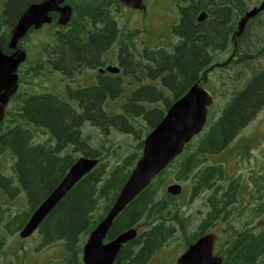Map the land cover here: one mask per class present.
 <instances>
[{
	"label": "trees",
	"instance_id": "1",
	"mask_svg": "<svg viewBox=\"0 0 264 264\" xmlns=\"http://www.w3.org/2000/svg\"><path fill=\"white\" fill-rule=\"evenodd\" d=\"M39 1L0 0L2 51L9 52L10 29L18 16L29 4ZM189 1V7H179L181 20L174 27L177 37L174 44L153 51L144 48L138 52L139 62L121 48L124 74L148 84L137 88L122 103L118 114L106 116L104 113L109 99L103 101V97L112 98L119 91L118 83L112 79L102 81L98 88L71 93V100L36 95L22 87L12 98L6 119L0 124V249L8 236L16 235L32 211L58 184L76 160L77 155L72 154L79 152L87 158L98 159L99 163L57 204L40 224L38 232L42 237L41 248L63 243L65 250L59 262L44 264H82V246L87 236L110 210L138 158L132 155L124 158L123 164L107 169L104 157L108 156L112 144L101 146V149H87L82 127L88 123L105 136L111 128L133 135L139 142L137 150H140L142 131L146 130V134L152 130L170 105L181 98L202 73L208 74L209 65L224 52L230 40L227 31L237 29L238 18L253 0H228L218 4L214 0ZM67 2L72 8L70 23L57 27L54 18V22L44 28H53V31L58 28L61 32L49 34L48 30L46 35H49L40 42L42 50L46 51L47 64L66 72L97 63L101 53L106 52L120 35L108 18L106 0ZM200 12L208 13L209 17L198 23ZM254 23L253 27L251 24ZM255 26L260 23L249 21L237 39L233 68L244 66L259 54L258 48L249 46L252 27L259 29ZM36 33L39 31L31 32V35ZM120 39L122 46L133 47L132 35H120ZM212 85L203 83L215 94ZM219 93L227 99L218 109L217 117H210L203 132L193 138L183 153L114 220L106 240L141 221L144 223L141 226L146 227L134 242L120 250L114 264H141L171 237L175 227L169 223L181 230L186 227V224L183 227L185 219L180 216V207L175 202L178 197L165 191V186L174 181L190 184L188 200L204 192L210 193L201 233L187 238L189 242L204 234L207 225L217 221L224 225L217 249L223 264H264V170H254L249 176V186H246L240 176L229 180L224 164L209 161L228 147L264 105V67L249 70L247 84L241 88L235 84ZM105 111L107 113V109ZM39 131L48 136L42 143L35 142ZM6 160L11 161L14 173L9 180L3 179ZM242 192L245 193L244 201L238 196ZM19 193L24 195L27 208L12 213L10 204ZM237 223L241 229L236 227ZM134 245L139 248L136 254L131 248Z\"/></svg>",
	"mask_w": 264,
	"mask_h": 264
},
{
	"label": "rangeland",
	"instance_id": "2",
	"mask_svg": "<svg viewBox=\"0 0 264 264\" xmlns=\"http://www.w3.org/2000/svg\"><path fill=\"white\" fill-rule=\"evenodd\" d=\"M219 1L220 0H217V3ZM144 6V11L139 10L135 13L129 9L112 8L118 28L121 29V34H133L132 42L137 51L141 50L142 44L146 46L167 47V45L175 43V37L172 34L171 26L176 24L178 14L176 13V5H172V0H148L144 3ZM258 18L259 19H255L256 23H260V26H255L259 28L258 30L253 28L255 23L251 24L253 27L250 32L251 39L249 38V46L252 49L258 48L259 50L260 48L261 50H264V13L258 16ZM46 31L50 34V32L53 31V28H43L39 30V33L32 34L21 43V47L26 51L28 56L27 64L21 67L22 72L25 73L30 71L32 66L42 63V59L45 57L46 53L45 51L43 52L40 42H43L49 35H46ZM229 55V51L219 53L215 57L214 63L216 64L225 61ZM111 58L114 59V57ZM255 67H264V52L244 66H236V68H230L228 71L226 69L214 68L206 74L205 83L207 85L209 83L213 84L211 87L215 91V94H213L215 99L213 102L214 105L212 104V106L208 109V114L212 111L211 116H213V119L217 117L219 112L218 109L225 104L227 99L219 93L220 90L226 89L227 91L233 88L235 84H238L241 87L246 85L248 72ZM236 70L239 71L236 72ZM32 74L34 75L33 78H27L24 81V90H27L28 92L32 90L40 92L41 90L38 88L37 84H42L47 88V90L53 93H59V88L55 87L54 82H52V74L46 72V75L42 76L38 75L36 71H32ZM127 83L128 82H126V84ZM129 83L133 86L137 85L132 84L131 81ZM132 87L129 88L127 92L132 91ZM204 88L209 90L206 86H204ZM226 95H228L227 92ZM122 103L123 101H121L120 106ZM160 103L157 104L159 105ZM114 104L117 105V103H113V106ZM88 125L89 124L87 123L82 127V135L84 139L85 137H88L89 133L92 131L89 129ZM134 126L137 128L138 125L134 124ZM92 129L94 130V133H96L97 139H89V141H87L89 148L101 149V146L105 147L112 144V148L109 151L108 156L104 157L107 169H110L113 165L123 164V159L131 157L132 155H137L138 158L140 157L139 154L141 152L137 150L139 142L134 139L133 135H127L125 133H121V131H110L109 136L105 138L97 128L92 127ZM145 132L146 130L142 131V140L146 136ZM38 134L41 136L37 142L35 141L36 143H42L48 139L47 134H44V132L39 131ZM244 147H248V153L245 157H239V153L241 150L243 151ZM78 154L79 152L72 155L76 156ZM209 161L224 164L229 180L234 179L239 174L246 177L253 169L261 166L264 167V105L256 116L233 139L224 152L210 158ZM11 164L10 160L5 161L4 173L5 171L8 174L11 173ZM176 183L180 184L183 189L181 196L175 201L180 207V216L182 215L184 219H190V221L193 220L194 222L198 220L197 218L199 214H197V212L200 211L203 218L208 211L207 208L209 205L208 199L210 193L204 192L200 196H196L194 199L188 200L190 196V184L185 182ZM238 196L241 201H244V192L239 193ZM22 205H18V203L13 204L14 207L16 206L14 208L15 210H26V203L24 202V205ZM194 226L193 228L191 227L193 232H195ZM236 227L238 229L242 228L241 226H238V223L236 224ZM136 229L140 235L141 227H137ZM223 229L224 225L217 222L211 232L215 233L219 237L222 236ZM172 239L173 241L170 242L171 245L169 244V246L158 251L148 264H170V262L174 260L177 253L182 249V238L177 232L173 235ZM41 244L42 237L39 232H35L30 238L25 240H19L18 235L8 236L6 244L2 246L0 251V264H44L49 262H59L64 257L65 250L62 247L63 243L50 245L44 248H40ZM173 244L175 245L173 246ZM180 254L181 253H179V255Z\"/></svg>",
	"mask_w": 264,
	"mask_h": 264
},
{
	"label": "water",
	"instance_id": "3",
	"mask_svg": "<svg viewBox=\"0 0 264 264\" xmlns=\"http://www.w3.org/2000/svg\"><path fill=\"white\" fill-rule=\"evenodd\" d=\"M134 9L141 7L142 0H119ZM64 0H42L30 4L20 15L12 28L8 49L11 54L6 55L0 48V123L4 118V108L17 91V68L25 61V53L17 47L18 42L31 28L39 29L49 24L52 19L50 13L56 12L58 24L66 25L71 17V9L65 5L60 7ZM264 8V1L258 8L252 9L240 20L239 35L247 20ZM201 14L198 20H203ZM111 72L116 69L109 68ZM212 103L211 95L198 82L167 110L160 123L146 136L143 142L142 156L136 163L126 183L120 190L115 202L106 217L90 233L83 248V264H113L121 245L135 236V231L128 230L114 240L103 245L114 218L130 203L175 157L181 154L185 144L198 135L205 126L207 107ZM97 161L80 158L68 169V172L34 210L25 226L20 230L19 237L30 236L46 216L57 206L62 198L81 180ZM170 195L177 196L181 192L179 185L167 188ZM214 234H207L191 245L177 260V264H221L219 257L213 256Z\"/></svg>",
	"mask_w": 264,
	"mask_h": 264
},
{
	"label": "flooded vegetation",
	"instance_id": "4",
	"mask_svg": "<svg viewBox=\"0 0 264 264\" xmlns=\"http://www.w3.org/2000/svg\"><path fill=\"white\" fill-rule=\"evenodd\" d=\"M106 1L109 4L108 6L114 5L115 7H117V6L121 7V3L118 0H106ZM147 1L148 0H143V4L145 2H147ZM180 1H182L183 5L189 7V5H190V1L189 0H187L186 3H184L185 2L184 0H180ZM227 1L228 0H220L218 3H224V2H227ZM231 1L232 0H230V2ZM177 2H179V1L172 0V5L173 6L176 5V9L179 12L178 20H177L176 24L172 25L173 27L171 26L172 34H174V29H175L174 27H177V25L179 24V22L181 20V12L179 11V7L182 6V5H177ZM255 2H257V0H253L252 1V3H255ZM214 3L218 4L217 0H214ZM257 4H259V3H257ZM122 7L124 9H129L127 7H124V6H122ZM144 9H145V6L143 7V9L141 11H144ZM129 10L133 11L131 9H129ZM248 10H246V12ZM240 18L241 17L238 18L237 24H238ZM256 18H258V16H256L255 18H252L250 21H253ZM57 32L58 31H56V33ZM115 32H116V35H117L118 32L117 31H115ZM232 34H233V31L231 29H229L227 31V36L231 37ZM115 38L116 39L110 45V47L107 49V51L106 52L104 51V52L101 53V55L98 58V62L95 63L92 66H87V67H84V68H78L76 71L71 70V71H68V72L62 71L60 69H54L52 66H50V68H51L50 72L52 74V77L54 78L53 81L55 83V87L60 88V89L63 88L61 94L56 96L57 98H60L62 100H71L72 99L71 98V93L98 88L102 81H105V80H108V79L109 80L112 79L113 82L115 81L116 83H118L119 91L112 98L110 96H104L103 97V101H105L107 99H109V100L111 99L114 102H118V101L120 102L122 100H127L137 88H139L140 86H143V84L145 83L144 80L137 81L133 77H131V76L129 77L127 74H124L123 68H122V64L120 62L121 61V54H120L121 48H124L125 50L134 49V48L127 47V46H122L119 34ZM109 56L114 57V59L109 57ZM129 56L132 59L135 57V55H129ZM137 62H139V61H137ZM110 66H116L118 68V70H119V73L115 74V73H112V72H108L106 69L108 67H110ZM37 70H38V75H42L43 76L46 73L42 69H37ZM127 78H129V79L131 78V80L133 82L132 84H134V85L137 84V85L133 86V85H130V83H127V86H129V87L133 86L132 87V92L123 94V91H124L123 87L125 85L123 80H126ZM133 88H134V90H133ZM19 200H20V197H19ZM197 214H199V216L197 218L198 220L194 221V222H196V224L194 226V228L196 230H195L193 236L195 234H200L201 233L202 213L200 211H198ZM1 225H3V224H1ZM173 230H174L173 233L175 234L176 233L175 228ZM187 232L192 233L193 232L192 228L189 227L187 229ZM181 234H182V243H181L182 244L181 245L182 249H181L180 252L177 253L176 257L174 258V260H172L170 262V264H176V261L179 258V256H181L187 250L188 246L194 242V241L193 242H189L188 241L187 233L185 232V230L181 231ZM174 245L175 244H173V246ZM179 253H181V254L179 255ZM150 261H151V258L148 257L141 264H148Z\"/></svg>",
	"mask_w": 264,
	"mask_h": 264
},
{
	"label": "bare ground",
	"instance_id": "5",
	"mask_svg": "<svg viewBox=\"0 0 264 264\" xmlns=\"http://www.w3.org/2000/svg\"><path fill=\"white\" fill-rule=\"evenodd\" d=\"M198 17V16H197ZM252 19V18H251ZM251 19H249L248 21H247V23L251 20ZM197 22H198V18H197ZM238 27H239V25L237 24V29H238ZM109 68H112V67H108L106 70L108 71V72H111L110 70H108ZM134 79H136V78H134ZM70 97V96H69ZM73 99V98H72Z\"/></svg>",
	"mask_w": 264,
	"mask_h": 264
}]
</instances>
